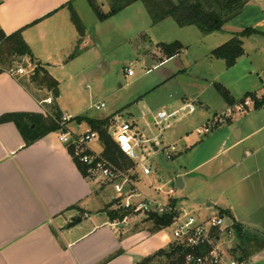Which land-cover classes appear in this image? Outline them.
I'll list each match as a JSON object with an SVG mask.
<instances>
[{
  "label": "crops",
  "instance_id": "0c3cea01",
  "mask_svg": "<svg viewBox=\"0 0 264 264\" xmlns=\"http://www.w3.org/2000/svg\"><path fill=\"white\" fill-rule=\"evenodd\" d=\"M93 1L101 9L105 3V0ZM89 2L0 0V29L7 35L20 30L32 53V58L23 60L28 64L33 62L34 66L35 63L44 65L58 82L66 79L77 88V79L90 75L91 63L106 58L95 47L105 50L102 32L105 23L115 16L98 20ZM132 11L134 13L121 21L132 30L131 35L122 34L125 41L143 37L146 29L161 23L152 24L151 19L147 23L140 9ZM75 20L79 21L83 36L77 32ZM245 28L256 32L243 38L244 52L234 65L226 67L224 60L210 55L213 49ZM212 35L217 36L208 38ZM208 39L214 43L209 47L208 55H204L208 65L195 91L167 86L169 80L185 72L179 60L177 65L174 62L169 66L166 73L158 74L137 100L142 101L165 87L153 96L157 105L146 106L151 110L148 111L150 115L155 108L157 111H173L184 102L196 104L188 119L176 120L174 128L161 138L164 146L172 143L178 146L172 160L177 162L168 164V184L180 177L182 185L178 188L186 189L187 196L205 203V216L200 218L218 215L220 210L227 211L245 231L256 235L258 239L253 235L244 246L250 254L248 259L252 261L253 256H264V102L253 107L254 99L264 101V0H246L236 17L224 23L221 30L205 34L202 41ZM143 41H147V36ZM162 42L167 43L159 41L157 45ZM157 45L155 52L144 53L146 62L151 65L146 72L178 61L182 52L187 54L190 50V44H182L180 53L165 57ZM188 61L196 65L199 59L191 57ZM25 68L27 74L10 73L9 69L0 73V115L28 112L50 116L51 104L44 99H52L51 94L37 88V93L33 92V86L29 84L32 72ZM216 83L229 91L234 105L248 94L254 98L249 97L250 102L244 111L234 110L224 125L202 137L195 133L196 127L234 106L228 105L217 93ZM72 94V100H76L75 93ZM60 100L58 95L55 102L61 115H73L75 125L68 122L66 127L75 137L82 135L83 127V134L91 130L77 117L113 116L112 125L116 124L114 114L89 116L86 111L81 113L80 108L69 107ZM112 125L110 134L114 131ZM145 126H148L146 121ZM84 149L91 154L102 152V146L98 153L88 144ZM157 149L154 146V150ZM139 172L135 171V182L140 180ZM158 172V167L151 168L150 174L145 176L158 177ZM103 185L82 175L67 144L59 140L58 131H51L26 144L13 122L0 123V264H138L173 241L162 231L132 229L127 216L121 222L110 221L105 210L111 203L112 194ZM153 186V182L147 184L149 193L155 198L160 197L162 193ZM177 199L178 204L183 205L182 200ZM209 209L213 210L209 213ZM77 216L81 218L79 223L68 226ZM227 237L220 234L218 243ZM228 240L229 252L220 248L225 257L240 254L241 250L236 249L240 240L233 235Z\"/></svg>",
  "mask_w": 264,
  "mask_h": 264
},
{
  "label": "rangeland",
  "instance_id": "374dc122",
  "mask_svg": "<svg viewBox=\"0 0 264 264\" xmlns=\"http://www.w3.org/2000/svg\"><path fill=\"white\" fill-rule=\"evenodd\" d=\"M135 8L140 9L144 14L143 16L145 17L146 22H149L150 17L143 3L139 0L133 2L125 9L115 14L114 17L105 23L106 27L102 32V37H104L103 46H106L104 47L105 50L102 48L97 49V47L94 46L96 50L103 53V55H106L104 61L99 62L95 59V62L91 63L90 69L92 70L90 75L77 79V88L76 85L73 86V84L66 79L59 81V96H61L60 101L62 103H68L67 105L69 107H73L75 109L80 108L79 111H83L81 113L86 111V114L89 116L102 117L104 115L114 114L116 124L112 125V129H115L126 121L134 123L135 130L142 134V138H148L150 140L149 143L143 145L144 151L142 155L138 154L136 161H142L152 169L155 167H158L159 169V176L154 178L151 176H145L139 172L140 180L136 182V188L152 197H156L155 195H151L149 193L150 190L148 189L147 184L153 182L155 187L159 185L163 186V190H167L169 187L167 181L169 172L168 164L175 165L177 160L172 161L174 158L171 160H167L165 158L162 150L164 144H162L163 142H161V138L174 128L175 123L172 124L171 128L165 130L162 136H157L156 127L152 121L148 120V116L150 115L148 111L151 110L146 109V106H156L157 100L153 96H155L154 94H158L159 92L165 90V87L164 89L145 97L142 101L137 100L139 97L138 95L146 91L148 85L157 79L158 74L166 73L167 68L172 66L174 62H176L177 65L179 60L181 61L182 66L185 67V72L183 74H177L174 79L169 80L167 86H179L180 88L184 87V89L188 92L195 91L197 83L201 80L200 76L202 73L206 72L208 65L207 59H204V57L208 55V49L209 47H212L211 45H213L214 42L213 40L210 41V39L205 42L202 41L205 34L199 31V29L195 26L180 27L172 18H166L164 21H161V23L148 28V30L146 29L145 32H143L145 34L143 37L138 36L136 39L131 41H125L121 37L122 34L131 35L132 30L129 26H125L123 24L124 22L121 21L125 18V16H129L128 14L134 13L132 9ZM102 10H108V4L106 1L102 6ZM138 16L139 15H137V17ZM117 25L119 26L120 31L118 30ZM145 36H147V41L144 43L143 38ZM213 36L217 35H212L208 38H212ZM175 40L180 41L185 46L190 44L189 53L183 54L182 52L178 56L180 58L177 59L178 61H171L163 66L156 67L151 71L146 72L148 68L145 65V51L153 53L155 52L156 45L159 41L172 42ZM205 54L206 56H204ZM191 57H197L199 62L196 65L191 64V62L188 61ZM16 66H24L30 69L35 68L33 62L28 64L24 60L12 64V68ZM5 68L7 69V65H5ZM128 68L132 70L131 75L127 74ZM31 88L33 92L37 93L35 88ZM72 93H75L77 98L76 100H72ZM101 102H103L104 107L97 109L95 106ZM193 104L196 109V104ZM156 112L157 108L152 110V114L150 116L153 117ZM188 116L189 115L183 117V119H188ZM145 121L148 123L147 127H144ZM69 122H72L70 125H75L74 120H70ZM83 132L84 127L81 129V134H83ZM151 143H154V146H157L158 149L154 150V146L150 145ZM87 144L95 152L98 153L101 151V145L98 139L92 140ZM133 169L134 165L131 171ZM103 186L106 191L111 192L112 194L113 191L109 186ZM173 190L174 192L171 195L173 198H179L182 200L183 206L191 211H194L199 217L205 216V203L202 200L192 199L191 196H187L186 189L182 190L173 186ZM157 198L165 201L166 196L162 193V195ZM107 200L108 197L105 201ZM212 210L209 209V213ZM144 217L145 214L143 212H136L129 214L127 216V221L132 224V229L134 230L138 228L149 230V224L143 222ZM173 228L174 224H171L166 228L156 230L154 232L162 231L172 237ZM229 238L227 237L222 239L221 243L217 244L218 248H222L226 252H229ZM252 263L264 264V256H253ZM153 264H159V262L156 261V263Z\"/></svg>",
  "mask_w": 264,
  "mask_h": 264
},
{
  "label": "trees",
  "instance_id": "16d2710c",
  "mask_svg": "<svg viewBox=\"0 0 264 264\" xmlns=\"http://www.w3.org/2000/svg\"><path fill=\"white\" fill-rule=\"evenodd\" d=\"M105 1L108 4V10L106 12L102 11L100 5L95 1L90 0L89 2L92 11L100 21L108 19L138 0ZM139 1L143 3L150 16L152 24H156L166 18H172L178 26L183 27L193 25L203 34H210L221 30L223 25L221 19L231 12L241 9L245 3V0H202L208 8V10L205 11L199 3V0ZM213 8H215L217 12L212 11ZM254 32L256 31L252 28H245L244 30L235 33L230 40L213 49L210 55L214 58L224 60L226 67L234 65L237 59L243 55V38L248 37ZM157 46L165 57L176 55L183 49V45L177 40L167 43L162 42ZM25 57L32 58V53L29 46L24 41L21 31L18 30L7 35L0 29V73L6 69L5 65H7V69H10L12 68L13 63L21 62ZM29 83L34 88L45 89L51 94L52 102L50 103V116L28 112H8L0 115V123L8 121L13 122L23 136L26 144L32 143L51 131L60 130L61 126L59 125V122L62 117L55 102V99L59 95V82L50 75L44 65L35 63V68L29 76ZM214 87L217 93L228 105H234L235 101L233 97L223 85L216 83ZM246 97L254 98L250 94L246 95L244 99ZM243 100H241V102ZM263 102V100L257 101L254 99L253 107L257 108ZM77 120L86 122L91 130L97 132L99 142L102 146V152L100 153L102 157L120 169L125 170L133 167L134 162L127 158V156L120 150L109 132V128L113 123V116L103 118L82 116L77 117ZM63 130H65V128H63ZM67 149L79 171L82 175L87 177V166L80 161L79 155L76 153V145L73 143L67 144ZM82 153L91 154L86 149H84ZM133 178H135V175ZM178 201L177 198L170 199L173 206H176ZM105 211L110 221L118 222H121L129 214H133L131 211L122 207L112 208V202L107 206ZM174 214L175 212H164L162 214L148 212L145 213L143 222L148 223L150 226L149 231L153 232L170 226ZM218 215H226V217L229 218L231 221L229 228L232 230V235L240 240L236 247V249L239 248L241 250L240 254H235L234 257L238 259H248L250 254L244 246L254 234L245 231L242 225L237 223L227 211L220 210ZM254 236L255 239H258L256 238V235ZM189 251L190 249L185 246V244L173 240L166 248L158 250L138 264H153L156 263V261H158L159 264H185L184 257Z\"/></svg>",
  "mask_w": 264,
  "mask_h": 264
},
{
  "label": "built area",
  "instance_id": "2783aa9c",
  "mask_svg": "<svg viewBox=\"0 0 264 264\" xmlns=\"http://www.w3.org/2000/svg\"><path fill=\"white\" fill-rule=\"evenodd\" d=\"M10 73L27 74L28 70L23 66H17L15 69L10 68ZM29 72H32L30 69ZM127 74L131 75L132 70L127 69ZM44 102L50 104L51 98L44 99ZM250 102V98L246 97L242 102L226 111L216 114L206 120L202 125L195 128V133L199 136L210 134L218 127L224 125L232 116L233 111H244ZM97 109L104 107L101 102L95 106ZM195 105L193 102H184L179 109L173 111L159 110L151 118L157 129V136H162L163 132L169 129L176 120L193 113ZM73 119L71 115H63L59 122L61 129L58 130V138L62 143L76 145V153L79 155L80 161L87 166L88 177H92L104 185L112 189V208L122 207L132 213L136 212H155L162 214L164 212H175L172 219L174 228L172 230L173 240L185 244L190 251L186 253L185 264H253L249 259H238L235 257L227 258L218 248L217 244L220 240V234L231 236L232 230L227 223L228 218L219 215L200 218L194 211L189 210L183 205L177 204L173 206L170 199L173 198V186L163 190V186H153L157 192L165 194L166 198L160 200L155 197L148 196L144 192L136 188V182L133 178L136 170H140L144 175L151 172L150 166L142 161L137 162L138 154L143 153V145L149 143L148 138L143 139L135 130L130 122H123L116 127L111 134L115 143L120 150L134 162V169H120L110 161L102 157L100 154L82 153L85 144L98 139L97 132L89 130L79 137L73 136L67 129L66 124ZM65 128V130H63ZM154 146V143L150 144ZM163 152L167 160L173 159L178 151L176 143H172L163 147ZM217 232V233H216Z\"/></svg>",
  "mask_w": 264,
  "mask_h": 264
},
{
  "label": "water",
  "instance_id": "95a60500",
  "mask_svg": "<svg viewBox=\"0 0 264 264\" xmlns=\"http://www.w3.org/2000/svg\"><path fill=\"white\" fill-rule=\"evenodd\" d=\"M245 2H246V0H245ZM199 3L201 4L202 8H203L205 11L208 10V8H207L206 5L202 2V0H199ZM212 11H216V12H217V10H216L215 8H213ZM239 13H240V9H237V10L231 12L230 14H228L227 16L223 17V18L221 19V22L224 24V23L230 21L231 19H233L234 17H236ZM74 24H75V28H76L77 32L79 33V35H80V36H83L84 33H83V30H82V27H81L79 21H78V20H75V21H74ZM145 61H146V60H145ZM145 65H146L147 68H151V65L148 64L147 62L145 63ZM169 185H170V186H175V187H177V188H178V187L180 188V186L182 185V184H181V178H180V177H177V178L171 180V181L169 182ZM80 219H81L80 216H77V217H75V218H72V220H71V222L68 224V226H74V225L78 224L79 221H80ZM227 223H230V221L227 220Z\"/></svg>",
  "mask_w": 264,
  "mask_h": 264
}]
</instances>
